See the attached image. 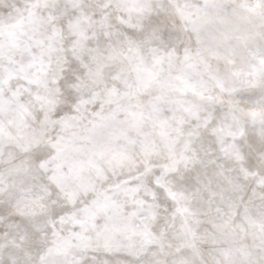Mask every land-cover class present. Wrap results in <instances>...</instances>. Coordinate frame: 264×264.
<instances>
[{
  "label": "snow or ice",
  "instance_id": "snow-or-ice-1",
  "mask_svg": "<svg viewBox=\"0 0 264 264\" xmlns=\"http://www.w3.org/2000/svg\"><path fill=\"white\" fill-rule=\"evenodd\" d=\"M0 264H264V0H0Z\"/></svg>",
  "mask_w": 264,
  "mask_h": 264
}]
</instances>
